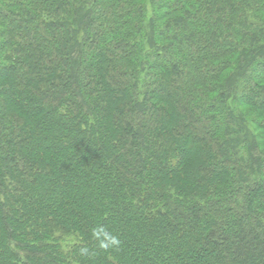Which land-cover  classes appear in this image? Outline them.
Here are the masks:
<instances>
[{
	"label": "trees",
	"instance_id": "1",
	"mask_svg": "<svg viewBox=\"0 0 264 264\" xmlns=\"http://www.w3.org/2000/svg\"><path fill=\"white\" fill-rule=\"evenodd\" d=\"M0 264H264V0H0Z\"/></svg>",
	"mask_w": 264,
	"mask_h": 264
},
{
	"label": "clouds",
	"instance_id": "2",
	"mask_svg": "<svg viewBox=\"0 0 264 264\" xmlns=\"http://www.w3.org/2000/svg\"><path fill=\"white\" fill-rule=\"evenodd\" d=\"M93 234L97 237H100L101 235L103 236V239L101 240V244L104 248L118 245L119 243L118 239L115 236H112L109 233H107L102 227L99 229H95Z\"/></svg>",
	"mask_w": 264,
	"mask_h": 264
}]
</instances>
